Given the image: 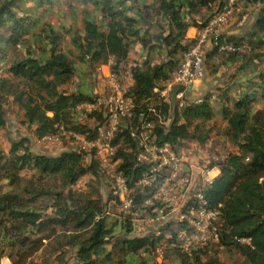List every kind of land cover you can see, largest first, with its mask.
I'll list each match as a JSON object with an SVG mask.
<instances>
[{
  "label": "trees",
  "instance_id": "obj_1",
  "mask_svg": "<svg viewBox=\"0 0 264 264\" xmlns=\"http://www.w3.org/2000/svg\"><path fill=\"white\" fill-rule=\"evenodd\" d=\"M242 1L258 6L250 28L220 31L204 53V71L217 76L222 69L223 83L198 99L188 92L179 106L153 88H164L195 43L188 29L203 28L228 0H0V129L11 97L36 139H73L69 133L92 139L94 129L75 107L96 95L64 87L76 72L75 58L91 67L111 61L118 72L132 50L137 54L129 66L132 85L125 89L133 115L119 119L111 169L76 143L54 155L33 152L26 137L7 151L0 148V260L40 264L27 258L44 243L50 254L73 249L75 264H227L220 250L242 264H264V0ZM56 9L67 10L70 20L52 21ZM155 34L163 35L161 42ZM226 44L232 49H220ZM154 54L161 58L154 60ZM81 73L82 85L87 73ZM145 122L151 123L154 143L176 152L188 141L203 145L225 138L233 145L207 167L218 173L209 181L197 177L191 192H200L219 211L218 243L183 249L176 235L188 227L172 214L157 229L137 231L136 219H156L170 210L156 196L165 172L149 185L138 183L149 166L137 161L140 147L131 132L138 134ZM114 171L125 178L134 215L123 212L116 196L103 197L101 187L111 192ZM81 179L83 186L76 187ZM111 200L121 210L114 215L107 208Z\"/></svg>",
  "mask_w": 264,
  "mask_h": 264
},
{
  "label": "built area",
  "instance_id": "obj_2",
  "mask_svg": "<svg viewBox=\"0 0 264 264\" xmlns=\"http://www.w3.org/2000/svg\"><path fill=\"white\" fill-rule=\"evenodd\" d=\"M235 0H228L223 10L214 15L207 24L197 30L194 38L195 43L190 49L184 53L182 62L174 71L171 79L165 82L164 88H153V92L158 93L164 100H170V93L174 85H182L176 94V103L181 106L188 95L194 88L195 83L199 82L204 76V53L206 43L215 37L221 31V25L227 20L231 13V8ZM220 49L231 50V45H221ZM111 64V61L108 62ZM102 66L98 68L102 70ZM105 89L100 95H96L92 101L81 102L76 105L75 110L79 113H99V120H95L94 137L87 139L84 135L69 133L80 150L93 151L100 162L101 166L111 169L113 165V157L115 155L116 146L113 143L114 134L120 118L130 120L133 115L134 103L132 99L125 95V88L121 84L118 73L109 68L105 75ZM191 87V90L188 88ZM198 99L199 96H196ZM150 122L141 125V131L135 134L131 132V136L138 139L140 147L137 153V161L148 164V175L143 176L139 180L140 185H149L154 180L156 174L164 173L162 183L157 189L156 196L170 210L167 214L162 213L159 218L165 219L166 215L172 214L179 221H183L187 228L177 231L178 245L183 249H189L194 244L203 245L207 242H219V233L215 221L219 217V211L215 208H209L207 201L200 192L190 193L193 187L191 175L184 174L183 158L170 147L169 144H157L151 139L149 128ZM45 139H52L47 137ZM209 170V169H208ZM210 169L208 172H211ZM212 177V176H211ZM211 178L207 179V181ZM182 191H185L183 193ZM112 195L116 196L120 201L121 209L124 213H134L130 210L132 207V199L129 197V190L126 185L125 178L121 172H113V183L111 186ZM192 198L191 201L189 199ZM196 199V200H195ZM184 208V209H183ZM161 256H158L160 260Z\"/></svg>",
  "mask_w": 264,
  "mask_h": 264
},
{
  "label": "rangeland",
  "instance_id": "obj_3",
  "mask_svg": "<svg viewBox=\"0 0 264 264\" xmlns=\"http://www.w3.org/2000/svg\"><path fill=\"white\" fill-rule=\"evenodd\" d=\"M77 10L81 8L80 5L76 4ZM257 5H248L245 6L242 0H237L235 4L231 8V13L228 15L227 20L221 27L227 26L228 23H232L230 28H233L235 31L239 33H244L248 30L253 22V17L257 10ZM67 11V10H66ZM60 12L58 14V9H56V13L51 16V20L54 21L56 24L60 23L61 18H64V21L68 22L70 20V15L68 12ZM243 11V13L241 12ZM79 12V10H78ZM78 14V13H77ZM80 14H78V21L80 19ZM244 16V17H243ZM156 28H153V31H156ZM62 44L65 47H68V38L67 36L63 37ZM209 48L205 46V52H207ZM136 51H132V56L136 55ZM75 54V53H74ZM154 60H159L161 57L157 54L152 55ZM76 63V72L73 75L72 79L64 86L65 89L68 91H75L80 88L84 92H91L95 95H100L104 92L105 89V78H103L102 70L98 67L90 65L82 64L78 59L75 58ZM134 59L130 58L129 61H126V64L121 67L118 73V78L126 89L128 86V82L130 81L128 74L126 73V67L132 63ZM128 64V65H127ZM86 72L87 74L83 77V83L81 85L80 75L81 72ZM130 71V70H129ZM222 69H220L216 75H211L207 69L204 71V76L199 81L204 84L206 87L204 90H199L197 94L201 96L206 89H211L221 83H223L225 76L220 77L219 75L222 73ZM6 75V73L2 74ZM200 83V84H201ZM204 91V92H202ZM190 97H193L192 95ZM4 112H5V124L0 129V148L4 151H7L10 143L13 141H17L23 137H26L29 141V145L32 148L33 152L35 153H45L49 155L58 154L64 150H70L76 147L75 142L73 139L68 137L67 134H63L65 136L52 138V139H36L23 120L22 110L18 107V105L12 101L11 97L4 103ZM79 113V112H78ZM80 117L84 119L89 127H94L95 121L92 119V116L85 113H79ZM216 132V131H215ZM215 136L216 133L214 134ZM233 149V145L230 143L229 140L222 138L217 139L213 138V140H208L203 145L198 144L197 142H187L186 145L182 146L177 152L183 158V169L184 174L191 175L193 183L196 181L197 177H201L207 181V179L214 177L218 173L217 168H213L211 172H208V166L215 161H219L222 159L225 154ZM28 174V173H26ZM212 176V177H211ZM84 184V179H81L77 184L76 187H81ZM196 190V189H195ZM194 190H191L193 192ZM101 192L103 194L104 199L112 195L108 185H102ZM185 193V191H182ZM108 210L114 215L119 213L121 210L119 206L110 201L107 205ZM165 220L161 218L156 219H136L135 225L136 229L139 233H146L152 229H157L160 225H162ZM44 243L40 246H37L35 250H31L29 253L30 258L34 261L39 262L40 264H75L76 260L74 257V250L71 248L65 249L63 251H59L55 254H50L49 249L43 250ZM218 257L227 264H242V260L236 255L231 254L230 256L227 255L223 250L219 251ZM1 264H10V260L7 257H3L0 260Z\"/></svg>",
  "mask_w": 264,
  "mask_h": 264
},
{
  "label": "crops",
  "instance_id": "obj_4",
  "mask_svg": "<svg viewBox=\"0 0 264 264\" xmlns=\"http://www.w3.org/2000/svg\"><path fill=\"white\" fill-rule=\"evenodd\" d=\"M242 13H243V11H241ZM244 17V16H243ZM253 19H254V17H253ZM232 23H228L227 24V26H225V27H223V28H221V32H228V33H239V32H237V31H235L233 28H230L229 30H228V28H229V26L231 25ZM196 35V28H193V27H191V28H189L188 29V31H187V36L188 37H190V38H194V36ZM206 46H207V48H210L211 47V41L209 40L207 43H206ZM133 51V50H132ZM134 51H136V50H134ZM136 54V53H135ZM137 55V54H136ZM136 55H133L132 56V52H130V54H129V57L132 59V58H136ZM129 58V59H130ZM129 59L128 60H125L124 62H122L121 64H120V66H119V68L121 69V67L124 65V63L126 64V61H129ZM128 65V64H127ZM130 65H131V62H130ZM129 65V66H130ZM100 66H102L101 68H102V76H103V78H105V75H106V73H107V70L110 68V65L107 63V64H102V65H100ZM129 66L128 67H126V73L128 74V77L126 78V80L129 78V82H128V86L129 85H132V80H131V76H130V69H129ZM120 69H119V71H120ZM118 71V72H119ZM218 74V73H217ZM218 76V75H217ZM201 82H197V83H195V85H194V88L192 89V91H191V95L194 97V96H199L198 94H197V92L199 91V90H204V88L206 87L204 84H200ZM208 90H210V89H206V91H208ZM172 91V90H171ZM202 92H204V91H202ZM170 95H171V93H170Z\"/></svg>",
  "mask_w": 264,
  "mask_h": 264
},
{
  "label": "water",
  "instance_id": "obj_5",
  "mask_svg": "<svg viewBox=\"0 0 264 264\" xmlns=\"http://www.w3.org/2000/svg\"><path fill=\"white\" fill-rule=\"evenodd\" d=\"M163 35L162 34H155L153 35V39L156 42H161ZM182 88V85H174L171 91V95H170V103L171 105H174L176 103V94L178 92L179 89ZM189 90H191V87L188 88Z\"/></svg>",
  "mask_w": 264,
  "mask_h": 264
}]
</instances>
